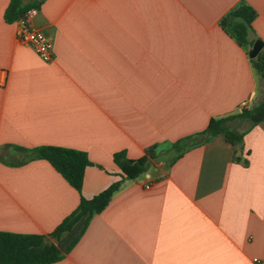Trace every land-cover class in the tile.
Here are the masks:
<instances>
[{"label": "crops", "instance_id": "crops-1", "mask_svg": "<svg viewBox=\"0 0 264 264\" xmlns=\"http://www.w3.org/2000/svg\"><path fill=\"white\" fill-rule=\"evenodd\" d=\"M10 1L0 0V232L49 235L82 197L123 182L53 264H264V121L171 164L176 141L264 102L250 49L220 26L245 3L257 13L249 38L264 43V0H43L48 63L17 40ZM43 146L88 155L81 193L20 150ZM152 147L135 180L113 161Z\"/></svg>", "mask_w": 264, "mask_h": 264}, {"label": "trees", "instance_id": "trees-1", "mask_svg": "<svg viewBox=\"0 0 264 264\" xmlns=\"http://www.w3.org/2000/svg\"><path fill=\"white\" fill-rule=\"evenodd\" d=\"M42 1L11 0L5 11L6 22H16L27 11L39 10ZM256 17L257 13L252 7L241 3L221 19L220 26L239 46L249 50L254 45V41L249 37L253 32V22ZM251 63L257 74L264 79V48L255 59H251ZM241 120L250 121V125L238 134L232 130V126ZM262 121H264V102L251 109L242 108L237 113L213 118L204 131L182 138L172 145L171 164L219 135L224 136L229 144L234 145L247 131ZM20 150L29 152L32 160L49 162L71 187L81 193L85 170L93 165L86 153L54 146ZM154 150L155 147L148 149L146 155L137 160L129 159L125 151L118 152L113 155V161L126 179L135 180L147 172L151 161L156 158ZM122 186L123 182H117L90 200L82 197L77 209L49 235L0 232V264H53L63 260L77 245L91 219L109 205ZM48 240L50 242L46 244Z\"/></svg>", "mask_w": 264, "mask_h": 264}, {"label": "built area", "instance_id": "built-area-1", "mask_svg": "<svg viewBox=\"0 0 264 264\" xmlns=\"http://www.w3.org/2000/svg\"><path fill=\"white\" fill-rule=\"evenodd\" d=\"M38 14L39 11L37 9H32L21 16L16 21L18 25L16 36L20 43L31 48L43 62L48 63L54 57L53 41L35 25V19ZM5 74V71L0 70V87L5 84V80L2 79ZM243 108H246V105Z\"/></svg>", "mask_w": 264, "mask_h": 264}, {"label": "water", "instance_id": "water-1", "mask_svg": "<svg viewBox=\"0 0 264 264\" xmlns=\"http://www.w3.org/2000/svg\"><path fill=\"white\" fill-rule=\"evenodd\" d=\"M263 48H264V43L262 41L255 42L253 47L249 51L250 59H255L261 53ZM49 242L50 240H48L46 244H48Z\"/></svg>", "mask_w": 264, "mask_h": 264}, {"label": "rangeland", "instance_id": "rangeland-1", "mask_svg": "<svg viewBox=\"0 0 264 264\" xmlns=\"http://www.w3.org/2000/svg\"><path fill=\"white\" fill-rule=\"evenodd\" d=\"M263 85H264V79H263ZM249 125H250V121H248V120H241V121L236 122L232 126V130L235 133H238L239 134V133L243 132L244 130H246L249 127Z\"/></svg>", "mask_w": 264, "mask_h": 264}]
</instances>
